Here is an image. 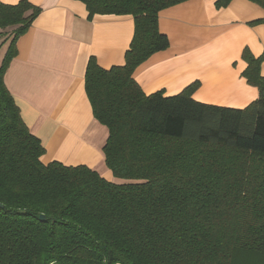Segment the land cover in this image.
Masks as SVG:
<instances>
[{
    "label": "trees",
    "instance_id": "16d2710c",
    "mask_svg": "<svg viewBox=\"0 0 264 264\" xmlns=\"http://www.w3.org/2000/svg\"><path fill=\"white\" fill-rule=\"evenodd\" d=\"M80 1L90 19L134 17L125 64L90 57L85 74L94 116L109 129L106 165L124 182L44 162L4 82L40 7L0 1V33L12 34L0 65V264H264V53L243 50V76L259 89L245 108L195 100L199 82L147 94L134 71L170 46L160 11L187 0Z\"/></svg>",
    "mask_w": 264,
    "mask_h": 264
},
{
    "label": "crops",
    "instance_id": "0c3cea01",
    "mask_svg": "<svg viewBox=\"0 0 264 264\" xmlns=\"http://www.w3.org/2000/svg\"><path fill=\"white\" fill-rule=\"evenodd\" d=\"M31 1L40 12L17 39L4 82L46 148L44 162L84 164L117 182L103 150L109 129L94 116L85 74L90 57L107 69L125 64L134 17L96 14L90 19L80 0ZM216 2L187 0L160 11V31L170 46L135 69L145 93L175 95L199 82L193 98L203 103L245 108L259 97L258 87L243 76L248 64L242 53L245 47L255 56L264 53V23L251 24L264 18V8L251 0H232L221 8Z\"/></svg>",
    "mask_w": 264,
    "mask_h": 264
},
{
    "label": "rangeland",
    "instance_id": "374dc122",
    "mask_svg": "<svg viewBox=\"0 0 264 264\" xmlns=\"http://www.w3.org/2000/svg\"><path fill=\"white\" fill-rule=\"evenodd\" d=\"M11 38H12L11 33H9V35L8 33H2V34L0 33V64L3 61L2 59H4L5 57L4 56L5 52H7V49L9 48ZM117 182L123 183L124 181L117 179Z\"/></svg>",
    "mask_w": 264,
    "mask_h": 264
},
{
    "label": "water",
    "instance_id": "95a60500",
    "mask_svg": "<svg viewBox=\"0 0 264 264\" xmlns=\"http://www.w3.org/2000/svg\"><path fill=\"white\" fill-rule=\"evenodd\" d=\"M41 218H44V215H42Z\"/></svg>",
    "mask_w": 264,
    "mask_h": 264
}]
</instances>
